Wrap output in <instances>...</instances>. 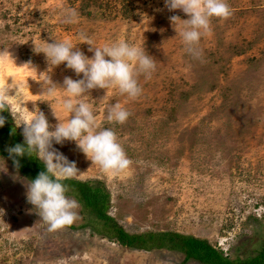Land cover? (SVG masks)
<instances>
[{"label":"rangeland","instance_id":"1","mask_svg":"<svg viewBox=\"0 0 264 264\" xmlns=\"http://www.w3.org/2000/svg\"><path fill=\"white\" fill-rule=\"evenodd\" d=\"M226 2L233 15L212 18L195 59L179 34L189 17L165 0H0V51L11 54L0 59V82L22 86L10 101L16 120L7 112L23 134L20 124L37 108L50 125L59 123L51 105L70 118L62 93L44 95L42 80L62 88L65 77L83 79L66 63L51 66L34 41L68 40L89 58L81 34L100 47L125 41L145 49L157 70L140 77L139 98L100 88L83 97L100 129L116 133L129 168L105 173L74 141L53 147L76 164L74 178L104 183L109 214L128 232L178 231L235 258L264 242V0ZM171 16L182 20L174 26ZM116 103L131 113L122 125L106 118ZM28 182L0 155V264H201L179 251L126 249L79 227L80 207L72 227L49 232L27 201Z\"/></svg>","mask_w":264,"mask_h":264},{"label":"clouds","instance_id":"2","mask_svg":"<svg viewBox=\"0 0 264 264\" xmlns=\"http://www.w3.org/2000/svg\"><path fill=\"white\" fill-rule=\"evenodd\" d=\"M165 7L170 11L181 9L189 17L182 20L178 16H171L170 20L174 26L177 21H183V29L179 34L186 51L195 59H202L199 45L202 37L211 31L212 18L227 20L233 15L226 0H165ZM81 41L92 46L89 48V51L94 52L92 58L80 50L74 51L76 45L68 40L55 39L53 43L43 41L42 44L34 41V51L43 52L51 66L66 63V67L72 69L77 76L83 74V79L65 77L62 88L54 84L49 76L42 80L46 88L44 95L55 96L57 92L62 93V110L70 114V118L62 121L57 109L51 105L59 123L50 125L46 115L37 108L35 112H31L34 115L30 119L20 124L25 126L24 144H16L6 149L17 170L21 166L17 157H31L33 153L44 164L46 171L40 172L37 178L26 185L27 201L35 206L42 220L48 224L49 232L71 226L79 219L80 207L75 199L66 195L68 189L60 182L62 178L73 177L78 172L76 164L54 149L53 142H76L93 164L99 165L105 173L119 174L127 170L131 161L116 133L112 129H100L92 105L83 97L89 90L100 88L117 89L120 94H126L128 98L135 100L143 94L140 77L151 79L157 70V61L145 49L125 41L100 47L83 34ZM6 56L11 54L0 51V59ZM13 87L17 89V93L10 96L9 90ZM21 87L14 78L11 85L0 82V112L9 110L15 120L16 113L11 108L10 101L22 94ZM130 115L121 104L116 103L111 106L106 118L109 123L122 125ZM4 124L5 118L0 115V127Z\"/></svg>","mask_w":264,"mask_h":264},{"label":"trees","instance_id":"3","mask_svg":"<svg viewBox=\"0 0 264 264\" xmlns=\"http://www.w3.org/2000/svg\"><path fill=\"white\" fill-rule=\"evenodd\" d=\"M0 115L5 118L4 126L0 127V155L16 168L6 149L16 144H24L25 138L7 110L0 112ZM17 159L21 165L18 171L29 181L37 178L40 172L46 171L44 164L34 153L31 157L25 155ZM60 182L68 189L66 195L73 197L80 205L84 222L79 227H88L93 233L108 237L126 249L179 251L184 255V262L192 259L201 264H264V242L251 256L230 258L207 239L194 235L172 230L128 232L109 214L110 193L102 181L70 177L62 178Z\"/></svg>","mask_w":264,"mask_h":264}]
</instances>
